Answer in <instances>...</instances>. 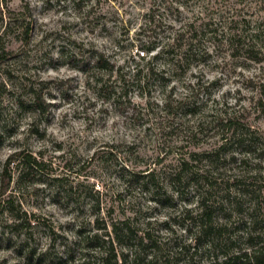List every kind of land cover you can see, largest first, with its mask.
<instances>
[{"label": "rangeland", "instance_id": "rangeland-1", "mask_svg": "<svg viewBox=\"0 0 264 264\" xmlns=\"http://www.w3.org/2000/svg\"><path fill=\"white\" fill-rule=\"evenodd\" d=\"M229 5L230 0H0L5 16L20 18L10 21L0 14V32L6 21L9 31L2 43L12 51L0 66V264H80L84 235L105 233L112 221L126 219L146 237L136 248L137 264L151 257L176 263L192 252L205 264L215 254L246 247L252 214L264 216V158L245 157L237 142L240 130L228 132L222 150L236 160L222 158L211 171L215 187L208 196L213 224L221 231L199 234L186 215L187 209L197 212L199 194L174 192L163 164H156L162 150H181L177 146L191 125L212 117L235 115L252 125V141L264 140V113L251 106L264 88V61L228 53ZM151 7L155 18L146 26ZM195 17L198 25L209 23L201 43L208 55L175 69L162 50L167 23L178 28ZM29 21L25 42L19 33ZM146 41L156 49L142 59L137 51ZM136 68L142 69V81L134 77ZM33 90L48 104L45 112L32 106ZM193 106L196 115H185ZM214 131L215 137L211 129L199 134L202 146L222 141ZM113 144L120 145L114 149L122 151L120 157L131 150L128 162L135 170L155 168L158 193L123 183L122 159L108 153ZM19 152L42 159L44 166L24 172L10 162ZM13 211H26L31 219L15 226ZM212 238L215 244L209 246ZM88 251L98 257V250Z\"/></svg>", "mask_w": 264, "mask_h": 264}, {"label": "trees", "instance_id": "trees-1", "mask_svg": "<svg viewBox=\"0 0 264 264\" xmlns=\"http://www.w3.org/2000/svg\"><path fill=\"white\" fill-rule=\"evenodd\" d=\"M168 4L169 5H165L167 10L171 8V4ZM228 11L229 15L226 23L227 33L224 34L225 46L228 53L235 58L243 56L244 59L248 61L262 63L264 61V0H230ZM155 13L156 10L154 7H151L149 12L145 14L146 26L151 24L154 20ZM0 14L10 21H17L20 19L18 15L12 16L13 13L11 12L9 15L5 16L1 7ZM21 14L25 16L24 13ZM208 25V22L198 25L196 17L194 20L185 24V26H179L178 28H175L173 23H167V28H169L170 31H168L166 35L168 38L167 44L162 50L169 56L175 69L183 65L189 66L191 58H195L196 61L205 59V55H208V51L202 49L201 43L207 34ZM7 26L8 23L6 21V27L0 32V66L1 63L5 62L10 54H12V51L7 49L2 43L4 34L9 32ZM146 26L142 25L140 34H144ZM22 27L19 34L25 42H28L32 31L31 22L23 23ZM150 42L146 41V43H143V45L138 48L137 52L140 58L144 59L146 52L156 49V43H153V41ZM200 49L203 51L200 52ZM140 52L142 55H140ZM160 53L161 51L154 54L153 57L157 58ZM3 70L6 74H9V71ZM141 73L142 69L136 68L134 77L138 81H142ZM262 87H264V85H262ZM33 93L32 106L39 112H45L48 104L45 103L42 99V95L37 91L33 90ZM251 106H253L257 112L264 113V88H262L259 95L253 99ZM184 114H189L190 116L196 115L195 107L187 108ZM251 126L250 124L241 123L239 117L235 115L225 118L212 117L210 121L201 120L197 125H191L186 131V134H184L185 137L182 138L180 145L177 146L179 149L181 148L180 151H175V148L172 147L171 149L162 150L157 155L156 164H163V170L166 175L165 179L174 192L179 194L185 189H192L194 193L199 194L197 212L192 213L191 210L187 209L186 215L188 220H192L197 225L200 235H211L215 233V231L222 230L220 227H215L213 224V206L210 203L208 194L213 187H215L213 179L216 177L213 178L214 175L211 171L215 169L216 166H219L222 158L230 161L236 160L234 153L231 155H226L224 153V156L222 155V150L228 143V132L233 130V133L236 134V132L238 133L240 130L237 142L244 145L245 149H243V154L246 158L251 155H254L259 160L264 158V140L259 144L252 141L254 130H251ZM207 129L213 131V137L216 136V131L214 130H217L219 134L221 133L222 141L216 145L209 142L207 143L208 145L202 146L198 136ZM244 129L246 131H243ZM119 147L120 145L113 144L111 152L108 153L117 154L120 157L119 154L122 151H119V149L114 151L115 148ZM131 148L130 146L128 147V149ZM123 152H125V155L120 157L122 162L118 166L119 177L123 183H126L127 186L128 184L137 183L147 190L152 189L154 192L158 193L161 185L155 182V168L152 170H135L132 168L133 163L131 164L128 162L132 154L131 150ZM171 154H174V156L170 157ZM169 158L170 161H167ZM246 158H242L240 161ZM12 161H17L18 165H22L26 173L32 172L34 169L40 170L45 164L42 159H37L31 153L25 152L14 154L10 159V162ZM245 178L247 179L248 177L245 175ZM237 180L238 179H235V184ZM243 190H245L247 195L253 192V189H247L246 186ZM158 202L166 204L160 199ZM95 207L97 210L100 209V202L96 203ZM12 216L17 221L15 226H21L25 221L31 219L28 218L26 211H24V213H14L13 211ZM128 222L127 219L121 221V223L112 221L109 225V229H107L105 233L95 232L92 235H84L81 239L84 249H81L82 253L79 257L80 264H137L138 252L136 248H140L139 246H141L146 237L144 235H137ZM251 223L253 224L252 228L246 231L245 234L246 247H237L233 252L226 251L221 254H215L211 260L205 264H264V216L258 219L256 215L252 214ZM260 223L261 226H259ZM208 242L209 246H213V244H215V239L212 238ZM118 246L123 247L124 250L120 252ZM184 247L186 248L187 245ZM92 249L98 250L96 251L98 254L97 258L93 259V257L87 253L89 252L88 250ZM194 254L195 253L192 252L188 260H182L176 263H173L170 259L160 260L157 257H151L147 259L144 264H204L197 263ZM44 255L45 254L39 256L38 259L42 260ZM67 259L73 260L74 254L67 251Z\"/></svg>", "mask_w": 264, "mask_h": 264}]
</instances>
